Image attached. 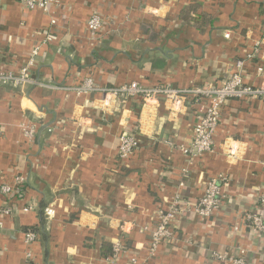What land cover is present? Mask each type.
Wrapping results in <instances>:
<instances>
[{
    "label": "crops",
    "instance_id": "crops-1",
    "mask_svg": "<svg viewBox=\"0 0 264 264\" xmlns=\"http://www.w3.org/2000/svg\"><path fill=\"white\" fill-rule=\"evenodd\" d=\"M50 1L44 12L0 0V72L17 75L38 47L33 83L0 86V186L24 179L11 213H0V264H23L27 252L36 264H109L103 257L117 240L125 252L112 264H224L214 255L240 249L246 264H264V234L241 223L264 194V97L229 100L213 152L191 160L181 147L197 107L171 112L163 101L143 107L75 90L84 78L100 88L218 87L238 62L243 82L264 88V0ZM93 14L104 23L94 38L86 28ZM185 15L208 24L194 27ZM24 124L36 130L31 140ZM123 133L138 142L125 163ZM218 175L221 206L202 220L192 209ZM175 197L187 209L174 224L177 240L151 256L155 210ZM4 202L0 193V210ZM31 228L37 240L28 247Z\"/></svg>",
    "mask_w": 264,
    "mask_h": 264
},
{
    "label": "built area",
    "instance_id": "built-area-1",
    "mask_svg": "<svg viewBox=\"0 0 264 264\" xmlns=\"http://www.w3.org/2000/svg\"><path fill=\"white\" fill-rule=\"evenodd\" d=\"M21 4L28 10L40 9L44 12L49 11L50 0H20ZM55 25V21H51ZM104 23L102 17L93 14L88 19L86 28L92 38L98 36ZM228 37V34H225ZM49 40V38H48ZM38 54L36 47L30 54V60L24 68L14 75L9 72H0V86L13 85L14 87L31 85V70L35 66V58ZM243 62H238L236 72L230 74L222 86H207L203 88H176L169 85H155L151 87L143 86L137 82H130L121 86L111 88H100L91 78H84L75 88L78 94H87L94 91L102 92L105 97L121 99L123 101L138 98L143 103V107L165 102L168 110L175 112L188 106L197 107L195 112V125L193 127V137L188 146L181 147L183 153L191 160L199 158L207 153L213 152L214 135L220 121L221 110L223 106L231 99H243L245 97H264V88H253L243 82ZM22 131L28 139L34 137L36 132L31 124H24ZM138 150V142L133 134L123 133L117 145L118 160L125 163ZM223 177L217 176L210 178L203 189L202 196L199 198L197 205L192 209L193 213L200 219H208L221 206V187ZM13 186L2 184L0 193L4 197L1 214L8 215L12 211L11 200L21 197L24 188V179L17 176L12 184ZM31 204L22 207L23 212H29ZM187 209L182 204L180 198H173L166 208H157L155 218L157 223L151 230L148 246L150 255L157 250L162 244H172L177 240L174 232V224L177 218L185 213ZM53 210L44 209V215L53 216ZM242 225L248 227L254 233L264 234V194L258 197V209L247 211L242 216ZM37 240V235L32 231L24 233V243L26 246H32ZM111 256L107 262L112 264L114 260L123 252L124 246L120 240L112 244ZM214 259L224 264H246L245 252L239 250L236 256L227 254H215ZM23 264H36L30 252L26 253Z\"/></svg>",
    "mask_w": 264,
    "mask_h": 264
},
{
    "label": "trees",
    "instance_id": "trees-1",
    "mask_svg": "<svg viewBox=\"0 0 264 264\" xmlns=\"http://www.w3.org/2000/svg\"><path fill=\"white\" fill-rule=\"evenodd\" d=\"M183 19L186 20V21L190 20L194 27H200L201 28V27H204L205 25L208 24V19L204 18L203 15H196V16H194L192 18H189V17L187 18V16L185 15V16H183ZM19 198H21V197L17 196L16 199H19ZM28 231H32V232H34L36 234L35 230H33L32 228L29 229ZM111 254H112V252H111V249H110V250L106 251V253L104 254L103 258L107 259L108 257L111 256Z\"/></svg>",
    "mask_w": 264,
    "mask_h": 264
}]
</instances>
